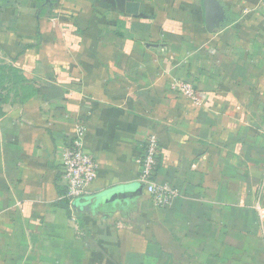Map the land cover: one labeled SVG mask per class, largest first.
I'll return each instance as SVG.
<instances>
[{"label":"crops","instance_id":"crops-1","mask_svg":"<svg viewBox=\"0 0 264 264\" xmlns=\"http://www.w3.org/2000/svg\"><path fill=\"white\" fill-rule=\"evenodd\" d=\"M237 1L208 32L203 0H0V65L38 90L0 104V264H264V23ZM77 123L97 171L72 207ZM147 134L165 208L110 199L140 186Z\"/></svg>","mask_w":264,"mask_h":264},{"label":"built area","instance_id":"built-area-1","mask_svg":"<svg viewBox=\"0 0 264 264\" xmlns=\"http://www.w3.org/2000/svg\"><path fill=\"white\" fill-rule=\"evenodd\" d=\"M250 11L258 14L264 23V0H257ZM171 89L194 104L199 102L197 92L188 82L172 83ZM84 134V124L77 123L70 141L63 146L60 153L61 173L66 187V198L72 207L74 201L86 193L88 186L94 181L97 171L93 158L83 146ZM143 144V152L138 160L140 166L138 183L150 196L154 207L165 208L178 196V191L169 185L157 184L153 179L159 154V144L156 136L147 134L144 137ZM255 211L264 232V208L257 203ZM72 221H75L74 217Z\"/></svg>","mask_w":264,"mask_h":264},{"label":"trees","instance_id":"trees-1","mask_svg":"<svg viewBox=\"0 0 264 264\" xmlns=\"http://www.w3.org/2000/svg\"><path fill=\"white\" fill-rule=\"evenodd\" d=\"M40 8L45 0H33ZM252 8L257 0H246ZM235 18L236 15H233ZM233 22V20H232ZM3 92L6 94L3 95ZM38 90L34 84L26 79L20 71L12 66L0 65V104L7 102L9 94H12V104L23 105L31 100ZM4 97V98H3Z\"/></svg>","mask_w":264,"mask_h":264},{"label":"water","instance_id":"water-1","mask_svg":"<svg viewBox=\"0 0 264 264\" xmlns=\"http://www.w3.org/2000/svg\"><path fill=\"white\" fill-rule=\"evenodd\" d=\"M203 9H204V21L205 27L208 32L213 31L215 28H218L221 21L222 7L217 4L216 0H203ZM142 185L136 187L134 190H120L116 194H112L110 199L120 198L126 199L129 196H136L142 193Z\"/></svg>","mask_w":264,"mask_h":264},{"label":"rangeland","instance_id":"rangeland-1","mask_svg":"<svg viewBox=\"0 0 264 264\" xmlns=\"http://www.w3.org/2000/svg\"><path fill=\"white\" fill-rule=\"evenodd\" d=\"M236 4L239 5L240 7H241V6H242V7L244 6L243 0H238ZM237 5H236V6H237ZM251 14H253L256 18H259V19H260L259 15L256 14L255 12H252Z\"/></svg>","mask_w":264,"mask_h":264}]
</instances>
